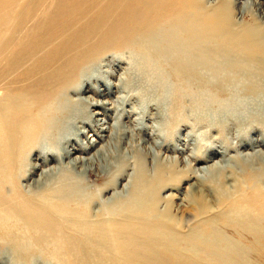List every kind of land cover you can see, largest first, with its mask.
<instances>
[{
	"label": "bare ground",
	"instance_id": "6f19581e",
	"mask_svg": "<svg viewBox=\"0 0 264 264\" xmlns=\"http://www.w3.org/2000/svg\"><path fill=\"white\" fill-rule=\"evenodd\" d=\"M30 2L0 0V230L7 240L3 243H8L15 251L0 258L11 264L19 261L26 264L27 257L34 251L28 248L30 244L43 246L51 241L71 264H167L168 259L164 263L157 261L156 245L161 242L179 245L183 240L175 236L160 237V234H169L176 229L170 220L169 209L166 206L159 208V191L176 190V186H170V177L167 179L158 172L150 182L144 171L134 166L133 176L127 183L134 181L142 191L135 192L136 188L134 198L117 207L115 203L108 207L101 204L103 208L98 212L88 208L89 199L79 192L80 188L74 187L61 195L56 193L57 190L48 191L38 184L34 194H28L20 186V181L51 163L54 165L48 171L42 170L38 180L47 173L50 176L60 174L69 168L108 170L109 166L105 169L98 161V154L104 155V150L86 158L82 155L89 153L90 148L80 149L72 142L82 134L80 128L89 125L92 130L111 131L108 143L113 148L118 145L114 130L121 128V119L118 118L113 127L102 128L93 122L94 115L100 113L92 115L86 106L105 109V114L108 112L106 105L110 103L79 97V93L88 90L85 83L94 82L93 77H98L103 68L106 70L102 79L105 77L106 81L107 77H112L119 62L127 61L131 65L115 86L118 96L111 107L116 111L114 119L120 111L119 101L126 103L128 92L135 88L140 89L138 95L147 116L152 120L169 118L167 114L173 106L182 108L186 97L182 91L188 86L194 84L199 89L218 94L228 91L232 83L227 79L230 77L227 73L236 71L237 56L249 66L260 62L256 63L257 66L260 64L264 68L263 30L235 27L229 13V0L211 8L203 0H92L99 5H93L78 24L72 19L60 24L62 33L57 39L60 40H53L55 51H35L33 46H28L26 51H7L13 39L9 35L26 21ZM75 12L83 13L80 10ZM78 43L82 47L77 48ZM109 53L111 56L107 58ZM106 59L107 63L102 65ZM15 65L21 66L14 68ZM221 70H224L223 78L212 77V85L205 80L209 71ZM251 88H247L246 93L258 94ZM93 92L101 94L96 88ZM71 94L77 98H70ZM160 125L152 126L151 145L144 150L149 159H160L161 151H171L160 132ZM141 130L135 125V131ZM148 141L141 139L137 143L142 147ZM73 153L80 156L71 158ZM107 155H104L105 159ZM259 155L264 157V154ZM31 156L35 157L37 164H31ZM194 159L195 167L198 162ZM238 161L245 164V160ZM175 162L178 163V159ZM259 164V170H246L244 186L236 184L233 195L217 194L216 203L226 213L206 222L205 231L214 221L220 222L219 229L236 231L233 241L226 245L228 248H231L230 243L240 244L244 236L261 239L264 243L261 235L264 233V162ZM191 165L187 160L184 179L191 177L200 181L212 171H218L221 164L216 163L210 169H196ZM119 177L122 178V174ZM114 184L107 187L115 188ZM126 186L123 195L130 191ZM123 195L119 194L120 197ZM193 210L199 217L207 213V206L200 203ZM11 226L22 227L24 237H14L9 232ZM193 242L198 243L196 238L190 240V244ZM228 248L223 252L226 253Z\"/></svg>",
	"mask_w": 264,
	"mask_h": 264
},
{
	"label": "rangeland",
	"instance_id": "374dc122",
	"mask_svg": "<svg viewBox=\"0 0 264 264\" xmlns=\"http://www.w3.org/2000/svg\"><path fill=\"white\" fill-rule=\"evenodd\" d=\"M88 1L31 0L30 6L26 11V21L20 24V28L9 35L10 37L13 36V39L7 51H26L28 46H33L35 51H55L56 45L53 40H57L62 33L59 28L60 24L71 19L78 24L82 20L80 18H84V15H88V12L93 9V5H99L98 3H92V0ZM229 1H231L229 13L235 27H259L264 33V0ZM203 2L207 7L211 8L219 5V3L228 2V0H203ZM75 10H80L83 13L79 15ZM9 36L8 38H10ZM80 47L82 46L78 43L77 48ZM61 51L64 50L61 49ZM108 56H111V53L107 55V58H109ZM107 60L103 61L102 65H105ZM235 62L234 69L236 71L227 73V76H230L227 79L232 83L228 91L218 94L209 89H207L208 91L199 89L194 84L188 86L185 88L187 90L182 91V94L186 95L183 99L182 108L176 107L175 109L173 106L167 114L169 118L167 116L163 119L160 118L161 121L159 118L152 120L147 116V113L142 108L141 98L138 95L139 88L128 92V101L126 103L119 101L120 111L118 115L120 117L117 115L114 119L116 111L111 109V107L113 108L112 105L116 103L118 96L115 94V86L121 74L123 76L131 65L127 61L119 62L117 64L118 67L113 71L112 77H107L106 81L105 77L102 79L106 70V68H103L98 77H93L95 80L91 82L93 86L84 82L88 90L86 89L79 93V97H88V100H94L99 103L107 101L110 103V105H106L108 112L105 114L103 112L105 109L100 110L97 106L89 104L86 106L88 107V112L92 115L94 112L101 114L94 115L95 120L93 122L100 124L102 128H108L110 125H112L110 127H113L118 118L121 119V128L114 130L117 133L118 145L113 148L108 143L111 131H101L97 128V131L92 130L93 128L89 125L86 128H80L82 134L80 133L79 137L72 140V142L78 144L80 149L90 148L89 153L82 155L86 158L91 157L100 150H104V155L108 154L107 158L105 159L101 153L98 154V161L100 160L99 163L101 166L104 165L105 169L109 166L108 170L101 172L95 170L94 167L73 170L69 168L63 170L60 174L50 176L47 173L46 176H42V179L38 180L42 170L48 171L54 165L51 163L46 164L43 169H37L34 175L21 180L20 186L28 194H34L33 192L37 190L35 186L38 184H41L42 188L48 191L57 190L58 192L56 191V193L61 195L69 190H74V187L80 188L79 192L85 194L86 198L89 199L88 208L92 212H98L103 208L101 204L104 207H108L115 203L117 207L124 201L134 198L133 196L137 194L134 193L137 186L134 181L129 182L130 184L127 183L133 176L134 166L136 168L139 166L150 182L153 181L151 179L155 177V173L161 172L163 177L167 179L170 177V186H176V190L165 189L159 191V208L163 209L166 206L169 209L170 220L175 223L173 225H175L176 229H172L169 234H160V237L175 236L183 240L179 242V245L158 243L156 245L158 250L156 259L158 262L164 263L168 259L169 262L167 264H264V243L260 241L261 239L244 236L240 242L238 241L240 244L231 245L232 243H230L231 248H228L226 245L233 241L236 231L228 228L219 229L220 222L218 221L211 223L207 229L208 231H205L208 226V224L206 226V222H211L214 217L226 213L225 209L216 203L217 194L221 192L222 194L233 195V187L236 184L241 183L244 186L246 170L253 168V170H259V163L264 162V157L259 155L260 153L264 154V68H261L260 64L257 66L256 63L260 62L249 66V64L243 63L244 61L241 60L240 56L236 57ZM20 66L15 65L14 68H20ZM223 71H206L209 75L205 76V80H208L207 82L212 85V77L218 75L223 78ZM135 76L133 75L134 78ZM32 84L31 82L30 86ZM93 88H96V91L99 90L101 94L94 93ZM247 88H251L258 94L254 96L246 93ZM70 98H77V96L71 94ZM253 98H255V101ZM251 100L253 102L249 104ZM151 112L154 111L152 110ZM141 117H143V122L140 123ZM105 121L107 122L106 124H104ZM159 124L162 126L160 132L165 136V143L169 144L171 151H161L160 159H149L144 154V150L148 145H151L149 143H151L152 139L150 136L152 126ZM135 125L142 130L140 132L135 131ZM141 139L144 141L150 139V142H144L141 147L137 143ZM106 146L108 147L106 148ZM79 156L80 154L73 153L71 158ZM190 156L192 157L190 158ZM254 156H257L256 159ZM192 158H195L194 160L198 162L195 167L193 166ZM167 159L169 161H166ZM176 159H178V163L175 162ZM222 159L223 161H221ZM29 160L31 164L38 163L33 156ZM187 160L191 161V167L196 169L201 167L210 169L216 163L221 164L218 169L220 172L212 171L210 176L200 179V181H196L191 177L184 179ZM238 160L242 162L245 160V164ZM218 161H221V163ZM125 164L127 166L124 167ZM121 174L122 178L119 177ZM113 183H115V188L110 189L111 187H107ZM126 184L129 185L126 186ZM33 185L34 188H30ZM124 186L129 187L128 189L130 190L126 195L122 193ZM100 190L104 191L97 193ZM137 191L141 192L142 190L137 188L135 192ZM189 193H191L190 197L187 195ZM119 194L123 196L120 197ZM53 199L55 198L53 197ZM200 203H204L207 206V213L197 217L194 215L193 209L199 206ZM9 232L14 237H24L23 228L20 226H11ZM261 235L264 236V233H261ZM4 237V232L0 230V256L14 250L8 243H3V241H7ZM194 238H196L198 243L193 242L190 244V240H194ZM25 241L27 242V240ZM192 244L195 245L193 246ZM30 245L28 248L34 251L30 257H27L28 263L26 264H59V262L60 264H71L56 249L57 247L54 244L52 245L51 241H48L43 246ZM53 247L55 250H52L54 249ZM224 247L228 248L225 251L226 253L223 252ZM11 254L16 258L14 253L11 252ZM19 263L22 264L24 262H17V264ZM0 264H11V262L0 258Z\"/></svg>",
	"mask_w": 264,
	"mask_h": 264
}]
</instances>
